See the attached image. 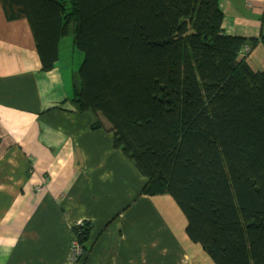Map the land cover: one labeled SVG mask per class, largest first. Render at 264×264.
<instances>
[{"label":"trees","instance_id":"trees-1","mask_svg":"<svg viewBox=\"0 0 264 264\" xmlns=\"http://www.w3.org/2000/svg\"><path fill=\"white\" fill-rule=\"evenodd\" d=\"M225 1L0 3L28 21L44 71L72 34V101L148 178L143 195L171 197L214 264H264V71L247 60L260 40L225 34ZM90 230L74 228L79 245Z\"/></svg>","mask_w":264,"mask_h":264},{"label":"crops","instance_id":"crops-1","mask_svg":"<svg viewBox=\"0 0 264 264\" xmlns=\"http://www.w3.org/2000/svg\"><path fill=\"white\" fill-rule=\"evenodd\" d=\"M222 5L227 36L260 40L247 60L264 71V0ZM76 53L69 34L44 71L28 21L0 3V264H214L171 197L143 195L148 179L114 134L73 103ZM85 224L75 257L73 231Z\"/></svg>","mask_w":264,"mask_h":264},{"label":"rangeland","instance_id":"rangeland-1","mask_svg":"<svg viewBox=\"0 0 264 264\" xmlns=\"http://www.w3.org/2000/svg\"><path fill=\"white\" fill-rule=\"evenodd\" d=\"M78 50V49H77ZM76 54H78V55H76L74 58H73V62H76V65H78V71H79V69H80V67L82 66V64H83V61H84V54L83 53H80V51H79V53H76ZM246 55V54H245ZM148 179V178H147ZM80 246V245H79ZM81 250H82V252L83 253H85L84 252V249H83V247H79ZM82 253V254H83ZM84 255V254H83Z\"/></svg>","mask_w":264,"mask_h":264},{"label":"built area","instance_id":"built-area-1","mask_svg":"<svg viewBox=\"0 0 264 264\" xmlns=\"http://www.w3.org/2000/svg\"><path fill=\"white\" fill-rule=\"evenodd\" d=\"M246 51L249 52V48H248V47L246 48ZM79 247H80V246H79L78 242L75 241V243H74V245H73V250H74V256H75V257H79V256H81L82 253H83L82 250H81Z\"/></svg>","mask_w":264,"mask_h":264}]
</instances>
